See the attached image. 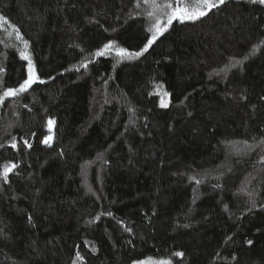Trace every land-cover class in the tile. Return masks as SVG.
Returning a JSON list of instances; mask_svg holds the SVG:
<instances>
[{
	"label": "trees",
	"instance_id": "trees-1",
	"mask_svg": "<svg viewBox=\"0 0 264 264\" xmlns=\"http://www.w3.org/2000/svg\"><path fill=\"white\" fill-rule=\"evenodd\" d=\"M136 2L0 0L44 81L0 105V264H264V5L226 0L122 60L150 36ZM15 37L0 26V93L27 78Z\"/></svg>",
	"mask_w": 264,
	"mask_h": 264
},
{
	"label": "snow or ice",
	"instance_id": "snow-or-ice-1",
	"mask_svg": "<svg viewBox=\"0 0 264 264\" xmlns=\"http://www.w3.org/2000/svg\"><path fill=\"white\" fill-rule=\"evenodd\" d=\"M253 3H257L260 5H264V0H252ZM226 3V0H137L136 7H141V4L146 5V16L150 20V24L147 27L146 33H150V36L146 34V43L143 44L139 51H129L127 48L119 47L115 48V42H109L103 45L102 49H99L95 52V56L101 57L106 55L107 53L114 50L116 51V55L120 57L122 60H132L139 58L145 52H147L159 39V37L163 36L173 25L174 21H178L180 23L188 22H195L203 17L209 15L210 12H213L214 9H219L222 5ZM0 26L2 25H9L13 31L16 32V39L19 40L23 45L24 48L20 51V56L27 61V78L24 79L21 83H19L18 87H8L2 93H0V105H2L6 98L8 97H17L22 93L27 92L29 89L32 88L34 84L37 82L44 83L43 80L37 74V70L35 65L28 54V41L23 38L20 34L19 29L15 25H11L7 18L3 15H0ZM7 32L9 37L12 36V32H9L7 28L4 29ZM90 62V61H89ZM240 61H236V64H239ZM81 67L87 68L88 63L85 61H81ZM233 67L236 65L233 64ZM78 70V69H77ZM0 71H3L0 69ZM219 75V72L216 73ZM162 85H157L158 89H162ZM157 95H161L162 98L160 100V107L167 108L168 102L167 97L170 95L168 92L158 91ZM25 107H27L25 105ZM191 115V113H189ZM48 127L49 132L51 133L52 126L55 124V120L49 119L48 120ZM52 135H48L44 138L43 143L46 145H51ZM27 147L31 148V144L25 140L23 142ZM247 144V142H244ZM260 144H264V140L259 142ZM4 145L0 144V148H3ZM11 147L17 148L16 138L12 137L11 140ZM18 167L15 163H5L2 166V170H0V179L4 181L8 180L9 173L13 172L14 169ZM192 179L195 180L197 184L201 183V180L196 179L193 177ZM241 191H247L246 188H242ZM248 195L251 196L252 193L248 192ZM256 207V203L253 200L251 203V209ZM111 215V213H108ZM31 219V218H29ZM131 231V229H128ZM249 244L252 241H248ZM175 255L177 257H183V252H176ZM76 260L81 261L83 257L80 255L79 252L76 253ZM75 264V262H74ZM133 264H171L170 260H160V261H152L151 258L149 260L144 261H134Z\"/></svg>",
	"mask_w": 264,
	"mask_h": 264
},
{
	"label": "rangeland",
	"instance_id": "rangeland-1",
	"mask_svg": "<svg viewBox=\"0 0 264 264\" xmlns=\"http://www.w3.org/2000/svg\"><path fill=\"white\" fill-rule=\"evenodd\" d=\"M52 128H53V126H52ZM149 258H151L152 261H160V259H157V258H154V257H149ZM149 258H146V259H143V260L147 261V260H149ZM139 261H141V260H139Z\"/></svg>",
	"mask_w": 264,
	"mask_h": 264
}]
</instances>
